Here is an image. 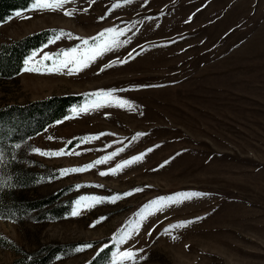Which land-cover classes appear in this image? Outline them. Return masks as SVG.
<instances>
[{"label":"rangeland","instance_id":"obj_1","mask_svg":"<svg viewBox=\"0 0 264 264\" xmlns=\"http://www.w3.org/2000/svg\"><path fill=\"white\" fill-rule=\"evenodd\" d=\"M31 5L0 23V44L44 29L54 31L51 38L61 30L70 34L33 50L27 57L38 52L36 62L45 53L83 47L82 39L91 44L108 29L124 35L78 72L48 71L51 60L27 72L26 57L17 74L0 78V109L83 95L61 119L6 143L0 213L12 218L0 217V264L64 243L75 247L48 264L94 258L113 264L118 251L129 249L138 254L123 264H264V0H69L55 11ZM101 91L132 107L92 108ZM85 105L89 111L80 112ZM15 117L13 134L23 122L21 114ZM88 137L98 139L83 142ZM34 149L78 154L50 157ZM74 168L87 170L61 175ZM58 191V213L71 200L60 215L49 206L6 208L11 198L31 201ZM182 193L200 195L141 219L150 202ZM81 196L103 202L72 216ZM125 231L133 235L120 243Z\"/></svg>","mask_w":264,"mask_h":264},{"label":"trees","instance_id":"obj_2","mask_svg":"<svg viewBox=\"0 0 264 264\" xmlns=\"http://www.w3.org/2000/svg\"><path fill=\"white\" fill-rule=\"evenodd\" d=\"M32 2L33 0H0V23L5 21L14 11L27 8ZM53 33V30L44 29L25 35L13 42L0 44V78H10L17 74L23 66L24 59L33 50L47 42ZM82 100L83 95L66 94L50 96L36 102H31L27 106L17 107L21 109L13 108V106L0 109V156L3 158L8 155L6 151L7 142L17 139L24 140L26 137L43 130L47 124L59 120L67 114L70 106L79 105ZM18 114H21L22 118L20 120H23V122H18L17 125H20L19 130L13 134L14 130L10 129L13 127V122H17V117L15 116ZM10 135L13 138L9 139ZM73 144L74 141H70L68 147ZM24 176L22 174L21 177L23 178ZM14 177L17 180L19 174H15ZM61 194L62 191H58L44 198L31 201L24 200L15 202V199L11 198L7 203L9 204L8 207H5L10 212L18 208L22 209L23 212H30L35 210L39 211L42 207L49 206L48 210L57 214L60 205L58 206L55 203L59 200ZM70 202V199L65 201L63 210L58 213L59 215L68 210ZM10 214L12 213H8L7 215L0 213V217L10 219L12 218ZM73 247H75V244L64 243L44 246L32 253L22 252L11 264H48L55 257L69 253ZM102 252L107 253V250L105 249ZM95 259L91 260L88 264H95Z\"/></svg>","mask_w":264,"mask_h":264},{"label":"snow or ice","instance_id":"obj_3","mask_svg":"<svg viewBox=\"0 0 264 264\" xmlns=\"http://www.w3.org/2000/svg\"><path fill=\"white\" fill-rule=\"evenodd\" d=\"M69 0H33V3L31 5L30 10L35 11H55L57 9H60L63 7L64 4L68 3ZM94 2V0H93ZM119 6V5H117ZM22 14L20 12L16 13V16H21ZM65 15H72L71 12H65ZM70 35L67 33H64L62 30L60 33L54 34V36L49 40V44L55 43L57 40L61 39L63 36ZM124 32L123 30H116V29H108L105 32H101L97 37L92 38V42L90 44L88 39H82V45L83 47L80 48H72L63 52H59L56 54H49L45 53L39 62H36L35 58L38 55V52L34 51L29 57H27L24 61L25 68L24 71L27 72H39L40 68L35 66V63H43L44 61H53V68H48V71H61L63 69H68L69 73L78 72L82 70L83 68H86L89 66V64L93 61H95L99 56L103 55L105 52L112 50L114 47H117L119 45V37L123 36ZM44 47H47L45 45ZM42 51V50H41ZM126 62V61H122ZM47 68V65H45ZM95 96V100H93L91 107L92 108H99L105 105H115L117 107H125L131 108L132 105L129 104L127 101L116 99L112 96L111 92H98L93 94ZM75 111V110H74ZM80 112H87L89 111V106L85 105L84 107L79 109ZM60 123V122H58ZM49 139H52V137H49ZM92 139H98V137H88L83 142H88ZM70 143V142H69ZM19 147V145H17ZM33 151L39 153L40 155L50 156V157H59L63 155H75L78 153L72 152H66L64 150H58V151H49V152H43L39 149H34ZM151 151V149L149 150ZM118 153H113L109 156L103 157L101 159L96 160L92 165L89 167H94L99 164H104L108 160L112 159L113 155H117ZM143 158V155L135 157L134 160L130 161H124L122 164H119L116 166V168L110 169L109 172L111 174H116L120 170H122L124 167L130 165L131 163L138 161ZM87 168H74L70 170H63L61 172V175H66L69 172H80L85 171ZM109 172H101L100 175H108ZM137 191H141V189H137ZM132 193H125L124 195H131ZM199 193H182L179 194V196L176 199L172 198H158L152 202H150V205L146 207L145 213L141 214V219H145L146 215L154 214L157 211H163L167 207H169L172 204H179L182 203L184 200L191 199L193 196H198ZM119 197L113 198L112 202H115V199ZM103 198L95 197V196H81L78 198V200L75 202V208L73 209L71 215L77 216L80 214L82 210H88L94 207L96 204L102 203ZM104 219V218H101ZM99 222V221H97ZM191 223V221L182 222L181 224L170 226L172 228H178L183 227L186 224ZM139 225H137L138 227ZM169 229H165V232L167 233ZM132 232H121L119 242L125 243L127 240H129L132 237ZM148 235H151V232L148 233ZM84 247H91V245H85ZM83 249L78 248L76 251H82ZM100 251H103L101 249ZM139 251H142L139 250ZM137 252L133 251L132 249L123 251V252H117L116 257L113 259V264H123L124 261H135ZM118 258V259H117Z\"/></svg>","mask_w":264,"mask_h":264}]
</instances>
